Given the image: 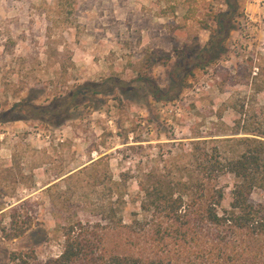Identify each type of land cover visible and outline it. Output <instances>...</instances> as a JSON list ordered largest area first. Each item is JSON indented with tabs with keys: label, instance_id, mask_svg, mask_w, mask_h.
I'll list each match as a JSON object with an SVG mask.
<instances>
[{
	"label": "rangeland",
	"instance_id": "rangeland-1",
	"mask_svg": "<svg viewBox=\"0 0 264 264\" xmlns=\"http://www.w3.org/2000/svg\"><path fill=\"white\" fill-rule=\"evenodd\" d=\"M227 3L225 50L194 67L210 13ZM262 54L264 0H0V207L20 204L31 223L6 239L0 214V264L12 250L57 254L61 227L103 217L118 190L129 221L143 171L169 172L180 146L228 133L242 98L262 105L252 79ZM147 80L176 96L156 100Z\"/></svg>",
	"mask_w": 264,
	"mask_h": 264
},
{
	"label": "trees",
	"instance_id": "trees-1",
	"mask_svg": "<svg viewBox=\"0 0 264 264\" xmlns=\"http://www.w3.org/2000/svg\"><path fill=\"white\" fill-rule=\"evenodd\" d=\"M227 5L210 13L216 27L199 49L203 58L194 67L204 68L214 53L225 50L235 13V6ZM204 28L209 29L206 24ZM161 56L165 65L170 56ZM260 59L264 61L263 54ZM256 68L253 90L264 96V63ZM146 86L156 100L176 96L149 80ZM246 99L235 106L238 116L228 133L196 136L188 149L180 146L170 173H161L156 165L137 177L139 210L129 221L120 214L119 202L125 201L118 190V201L103 217L61 227L57 254L39 259L33 249L12 250L6 264H264V101L254 108ZM222 146H228L225 154ZM234 148L239 152L228 155ZM225 177L232 180L230 185L221 182ZM5 208L0 207V214L7 213L9 223L2 227V236L12 239L25 233L31 224L23 219L25 210L20 204Z\"/></svg>",
	"mask_w": 264,
	"mask_h": 264
}]
</instances>
